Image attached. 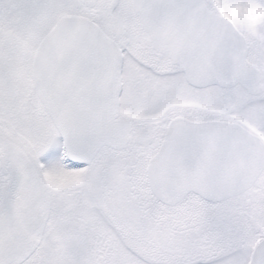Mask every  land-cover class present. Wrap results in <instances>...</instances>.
Instances as JSON below:
<instances>
[{
  "label": "snow or ice",
  "instance_id": "obj_1",
  "mask_svg": "<svg viewBox=\"0 0 264 264\" xmlns=\"http://www.w3.org/2000/svg\"><path fill=\"white\" fill-rule=\"evenodd\" d=\"M0 264H264V0H0Z\"/></svg>",
  "mask_w": 264,
  "mask_h": 264
}]
</instances>
